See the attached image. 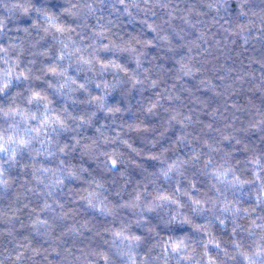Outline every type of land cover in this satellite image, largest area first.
<instances>
[{"label": "clouds", "instance_id": "clouds-1", "mask_svg": "<svg viewBox=\"0 0 264 264\" xmlns=\"http://www.w3.org/2000/svg\"><path fill=\"white\" fill-rule=\"evenodd\" d=\"M0 264H264V0H0Z\"/></svg>", "mask_w": 264, "mask_h": 264}]
</instances>
